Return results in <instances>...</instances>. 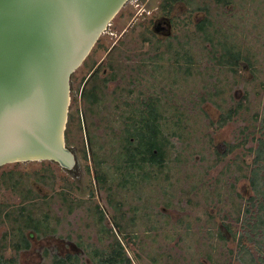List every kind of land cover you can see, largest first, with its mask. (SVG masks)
Returning a JSON list of instances; mask_svg holds the SVG:
<instances>
[{
	"label": "rangeland",
	"instance_id": "1",
	"mask_svg": "<svg viewBox=\"0 0 264 264\" xmlns=\"http://www.w3.org/2000/svg\"><path fill=\"white\" fill-rule=\"evenodd\" d=\"M159 1L147 6L130 0L72 75L67 144L77 154L79 166L66 170L54 161L43 160L9 163L0 168L3 211L16 210L23 202L20 195L23 186L15 189L11 180L12 175L20 174L23 182L38 193L30 203L36 214L42 216L48 211L52 227L56 228L55 234L42 238L35 233L30 235L31 248L19 254L11 247L6 248V257H17L18 264L44 261L49 264L52 253L78 254L80 264H96L85 247L88 245L90 251L93 248L112 249L113 238L101 232L94 208L98 204L104 209L107 216L104 224L111 227L115 210L109 203V193L114 199L123 200L125 223L129 224L133 207L139 205L136 215L140 238L127 240L124 233L116 229L133 264H264V225H254L259 219L257 214L264 216V207L261 210L251 207L253 218L243 221L245 206L255 192L248 177L236 178L250 173L247 165L253 162L255 154L249 148L257 147L258 140L264 139L260 122L254 123L252 118L256 110L264 107V63L257 64L261 71L242 68L236 76L231 72H219L223 79L220 83L227 82L222 95L227 104L234 105L240 99L245 101L244 95L249 93L250 108L243 107L233 120L218 127L220 108L210 100L202 101L208 90H215L203 85L207 82L204 76L199 74L196 80L189 78L187 81L179 76L180 85L171 86L169 71H152L153 74L149 69L143 71L146 67L142 66V59L156 53L154 44L146 41L145 36L155 33V22L164 17L162 7L154 10ZM210 4L215 20L229 29H241L244 32L242 41L252 43V49L259 51L264 62L261 52L264 49L261 36L264 35V4L259 0H236L226 7L214 0ZM187 8L182 2L166 16L172 19V26L167 32L156 33L162 41L168 34H178L187 26L194 28V23L204 16L205 12L191 14ZM149 9L154 12L153 18H149ZM205 53L203 50L202 56L199 50V69L213 66ZM99 64L102 65L97 81L103 89V100L94 107L95 112H91L81 98V88ZM111 73L115 79L104 86L102 78ZM149 98L162 100L163 129L171 142L167 147L168 168L148 180L138 176L139 183L133 186L128 182L121 186V177L110 181L108 173V183L100 187L95 178L96 166L89 150L88 131L93 141L102 145L96 149L98 156L105 159L104 166L118 164L119 154L125 151L121 136L123 127L130 122L134 110H138L137 116L146 107ZM215 98L220 101V96ZM246 126L250 128L245 130ZM233 144L239 145L232 151L230 145ZM218 151L224 155L218 156ZM151 169L147 166L142 170L137 168L134 173ZM108 184L110 187L106 188ZM259 201L264 203V198ZM70 205L74 206L73 211L69 210ZM3 214L0 215V238L12 224ZM153 224L156 227H151ZM130 225L129 230H133ZM30 233L28 230L27 234Z\"/></svg>",
	"mask_w": 264,
	"mask_h": 264
},
{
	"label": "trees",
	"instance_id": "2",
	"mask_svg": "<svg viewBox=\"0 0 264 264\" xmlns=\"http://www.w3.org/2000/svg\"><path fill=\"white\" fill-rule=\"evenodd\" d=\"M235 1L236 0H214V2L222 7L234 4ZM259 3L264 4V0H259ZM189 4L191 11L203 10L205 12L204 17L194 24V28L187 26L178 34L175 33L167 36L165 41H162L156 33L149 31L150 34L145 36V39L154 44L153 48L156 53L142 59V66L146 67L143 68V71L146 72V69H149L152 74V71H157L159 73L169 71L172 76L170 82L171 86L180 85L179 76L185 81L189 80V78L196 80L199 74L204 76L207 82L203 85L208 86L207 88L214 87L215 90H208L207 96L203 97L202 101L206 102L210 100L220 108L221 113L216 121V125L218 127H224L240 113L243 107L246 109L250 108V98L249 93H245V101L240 99L234 105H228L226 97L222 96L226 91L225 85L227 82L220 83L223 79L219 72H231L236 76L242 68L251 69L252 72L257 69L260 70L261 67H258L257 64L264 62L260 58L259 51L252 49V43H244L242 41L241 36L244 32L241 29L237 28L236 30L234 27L229 29V26H225L224 23L222 24L220 21L215 20L212 10L213 6L209 1L190 0ZM172 8V6H163L164 12L168 15ZM262 28L264 29V23L262 24ZM261 36L264 40V35ZM262 39L258 38V41L261 42ZM262 47H264V44H262ZM199 50H201L202 56L203 50H205V56L211 61L213 66H203L199 69ZM261 52L264 53V49L261 50ZM101 65L102 64H99L85 79L81 88V97L87 107L89 105L91 112H95L94 107L103 100V89L97 81V79H99ZM111 67H114L112 69L115 70L114 65H111ZM113 79H115V75L112 73L110 76H104L102 78L103 85L105 86ZM262 86L264 87V82ZM218 96H220V101L215 98ZM161 102V99L149 98V100L145 102L146 107L140 110L137 116L136 111L138 110L133 111L134 115L129 118L130 122L125 124L123 132L121 133L123 137V149H125V151L119 154V163L116 165L104 166L105 159L98 156L96 149L97 147H102V145L99 146L93 141L90 131H88L89 150L92 152V160L96 166L97 173L95 178L100 187L108 183V173L110 181L121 177L119 181L121 186H126L127 182L133 186L138 185V176H140V178L142 177L144 180H148L153 177L154 174L168 168L167 158L169 152L167 147L171 142L170 138L165 134V129H163L162 112H160L163 104ZM252 118L254 123L260 122L259 129H264V107L261 110H256L252 114ZM79 121L80 129H82L81 119H79ZM256 126L257 125H255V127ZM249 128L250 126H246L245 130ZM67 134L68 129L66 130V140ZM238 145L239 144L230 145V150L233 151ZM249 150L255 154L253 162L247 165L248 169L250 168V173H243L236 177L237 179L243 176L248 177L255 192V195L249 198V205L245 206L246 217L243 220L244 222L253 218V210L251 207L257 206L259 210L264 207L263 201H259L260 198H264V139H259L258 146L255 148L251 147ZM84 154L86 156V150H84ZM217 154L218 156L224 155L223 153H219V151ZM146 166L152 167L153 169L144 170L142 173H140V171L134 173V169L140 168L142 170ZM112 167L113 170H109V168L112 169ZM11 180L15 189H19L20 186H23V188H20V195H22L24 200L34 199L37 196L29 184L26 181L23 182L20 174L12 175ZM1 185L2 177L0 176V188ZM109 187L108 184L106 188ZM111 195L112 193H109V203L115 210V213L111 216L113 224L111 227L104 224V220L107 218L104 209L98 204L94 208L95 212L98 214L96 221L100 224L101 232L113 238V241L110 242L112 249L98 250L97 248H93V250L90 251L88 245L85 249L96 264H133V260L128 255L123 239L119 237L116 229L124 233L123 237L127 240L130 238L135 239L136 237L140 238L139 230L137 229L139 219L136 215L139 210V205L133 207L134 214L129 218V224L125 223L123 219L126 216L125 212L122 211L124 202L120 198L114 199ZM64 199H66V197ZM73 207V205H70L69 210L73 211ZM20 208L18 216H13L14 220L19 221V223L17 226L12 227L16 229V234L15 232L12 233L11 241L12 247L17 253L21 250L30 248V241L25 235L26 229L34 228L37 231L44 230V233L56 231V228L50 225L49 212L46 211L43 213L44 217L42 218L34 214L29 204H23ZM1 212L2 209L0 208V214ZM10 214L11 213L8 212L7 216L10 217ZM247 215H249L248 218ZM148 216H150V214H148ZM257 216L259 219L254 225H264V216L261 214H257ZM129 225L133 227V230H129ZM151 227L156 226L153 224ZM223 227L225 226L223 225ZM150 228L147 230L148 232L151 231ZM220 234L223 236L221 231ZM5 247V242L0 240V264H17L16 258H5ZM47 252L49 251L46 249L45 253L47 254ZM80 262L81 257L78 254H67L66 256L53 254L49 264H80ZM43 264L47 263L44 262Z\"/></svg>",
	"mask_w": 264,
	"mask_h": 264
},
{
	"label": "water",
	"instance_id": "3",
	"mask_svg": "<svg viewBox=\"0 0 264 264\" xmlns=\"http://www.w3.org/2000/svg\"><path fill=\"white\" fill-rule=\"evenodd\" d=\"M130 0H0V168L79 166L67 144L71 78Z\"/></svg>",
	"mask_w": 264,
	"mask_h": 264
},
{
	"label": "flooded vegetation",
	"instance_id": "4",
	"mask_svg": "<svg viewBox=\"0 0 264 264\" xmlns=\"http://www.w3.org/2000/svg\"><path fill=\"white\" fill-rule=\"evenodd\" d=\"M138 2H143V3H145L147 6H148V4H151V2H153V1H155V0H137ZM202 1H204V0H202ZM206 1V0H205ZM207 1H209L210 3H211V1L212 0H207ZM148 2V3H147ZM184 3V4H186L187 5V10L191 13V14H193V12H199V11H202V12H204L203 10H195V11H191V7H190V0H160L159 1V4H157V7H155L154 8V10H160L161 9V7L163 8V6H166V7H170V6H172L173 8L171 9V11H170V13L173 11V9L175 8V6H177L178 4H180V3ZM162 11H163V13H164V17L162 18V19H160V20H158V21H156L155 22V25H154V27H153V29L155 30H152V31H154L155 33H158V32H167L169 29H170V27L172 26L171 25V20L172 19H167L166 18V16L168 15V14H166L165 12H164V10L162 9ZM161 12V11H160ZM147 13H148V15H149V18H153L152 16H153V11L152 10H148L147 11ZM204 15H205V13H204ZM180 17H182V15L180 16ZM204 17V16H203ZM203 17H201L200 19H198L195 23H197L199 20H201ZM166 18V19H165ZM194 23V24H195ZM169 35H171V34H168L167 36H169ZM82 98V97H81ZM81 102V101H80ZM76 110H78V108L76 109ZM34 192V191H33ZM34 193H36V192H34ZM33 193V194H34ZM37 194V196L36 197H38V193H36ZM35 197V198H36ZM34 198V199H35ZM34 199H29V200H24L23 199V202H22V204L20 205V206H22L23 204H29V207H31L32 208V210L34 211V214L35 215H37L38 216V214H36V212H35V209L33 208V205L31 204L30 205V202H32ZM20 206H19V208H17L16 210H7V211H3V208L1 207V205H0V208L2 209V212H1V214L0 215H2L3 213V216H4V218L5 219H8V220H10L11 222H12V224H11V226H10V229L9 230H7L6 232H4V234H3V236L0 238V240L1 241H3V242H5V244H6V247H5V250H6V248H8V247H11L14 251H15V249L12 247V244H11V241H12V233L13 232H15V234H16V229H13L12 227L13 226H17L18 225V223H19V221H15L14 220V218H13V216H15V217H17L18 216V214H19V211H20ZM8 212H10L11 214H10V217H8L7 216V213ZM48 212V211H47ZM49 215H50V213H49ZM39 217H44V215H42V216H39ZM51 218V217H50ZM50 225H51V227H52V224H51V221H50ZM28 230H31V233L30 234H27V231ZM39 232H42V233H39ZM36 234L37 235V237H39V238H42L43 236H47V235H49V234H55L56 233V231H52V232H49V233H44V230H41V231H37V230H35L34 228H28V229H26V231H25V235H26V237L28 238V240L30 241V248H31V246H32V241L30 240V235H32V234ZM81 244V243H80ZM29 248V249H30ZM24 250H28V249H24ZM24 250H21L20 252H22V251H24ZM16 252V251H15ZM19 252V253H20ZM17 253V252H16ZM19 253H17V254H19ZM53 254H57V253H52L51 255H50V260H51V257H52V255ZM68 254V253H67ZM66 254V255H67ZM5 255V254H4ZM58 255V254H57ZM66 255H61V256H66ZM60 256V255H59ZM13 256H11V257H6V255H5V258H12ZM14 258H16L17 259V257H14ZM45 262V261H44ZM44 262H42L41 264H43ZM17 264H18V260H17Z\"/></svg>",
	"mask_w": 264,
	"mask_h": 264
}]
</instances>
